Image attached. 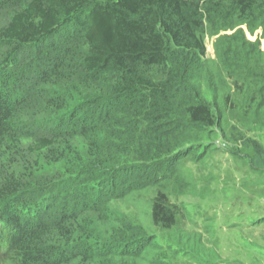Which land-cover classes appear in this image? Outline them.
Instances as JSON below:
<instances>
[{
    "label": "trees",
    "instance_id": "1",
    "mask_svg": "<svg viewBox=\"0 0 264 264\" xmlns=\"http://www.w3.org/2000/svg\"><path fill=\"white\" fill-rule=\"evenodd\" d=\"M3 10L0 264H171L155 237L184 234L185 160L217 135L264 166L248 138L264 131V0H0ZM48 119L55 129L11 163L27 129ZM39 151L67 174L31 185ZM67 176L136 208L135 225L100 217L75 239L71 226L103 213L86 196L71 216L25 221L21 205Z\"/></svg>",
    "mask_w": 264,
    "mask_h": 264
},
{
    "label": "rangeland",
    "instance_id": "2",
    "mask_svg": "<svg viewBox=\"0 0 264 264\" xmlns=\"http://www.w3.org/2000/svg\"><path fill=\"white\" fill-rule=\"evenodd\" d=\"M8 13L7 10L0 12V27L7 21ZM206 43L207 56L213 58V42L208 39ZM52 129H55V123H52L51 119L41 120L34 128L27 129L31 139L22 141L21 150L10 157V162L22 161L20 154L29 158L26 152L36 150L30 149L33 147L31 144L33 140L37 136L47 135L46 131ZM248 138L258 141L264 147V131L254 132ZM223 142L225 140L221 137L212 135L203 142L205 146H209L206 151L201 148L197 150L195 156L198 160L192 156L184 162L183 173L193 183L192 193L181 198L183 206L180 208V204H176L178 214L185 224L184 234L175 236L161 233L162 235L158 234L155 237L157 250L162 257H166L167 263L264 264V166L255 164L250 149H247L246 153H234L235 148ZM70 145L76 146L74 142ZM46 156L45 152L39 151L30 157L35 167L29 173L33 176L29 182L31 185L67 174L68 165L47 167ZM76 177L67 176L58 180L59 183L57 181L49 187L39 189L35 196L38 200L33 206L21 205L20 211H24V220L35 222L43 217L54 220L65 214L71 216L79 212L78 209L86 196L92 200L89 208L102 209L103 213L101 215L87 213L84 216L86 220L84 225L71 226L72 231L78 229L75 239L87 237L82 231V226L83 228L89 226L87 230L89 231L100 217H116L127 224L135 225L138 215L136 208L127 206L122 201L113 207L114 199L107 197V200L102 201L103 197H98L97 191L101 190L97 184L80 185L77 182L73 184L74 179L71 178ZM104 183L109 184L110 179H106ZM89 185H93L94 188ZM136 230L139 234L140 230L137 228ZM88 241H91L92 246L98 245L99 239L95 229ZM84 243H81L82 248L86 245ZM75 244L76 242L73 246Z\"/></svg>",
    "mask_w": 264,
    "mask_h": 264
}]
</instances>
